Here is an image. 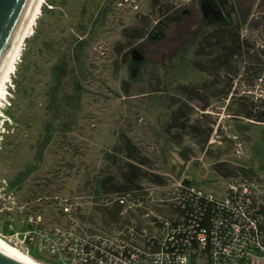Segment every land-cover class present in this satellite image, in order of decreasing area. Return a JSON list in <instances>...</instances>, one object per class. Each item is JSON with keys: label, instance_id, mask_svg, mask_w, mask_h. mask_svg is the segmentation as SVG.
Wrapping results in <instances>:
<instances>
[{"label": "rangeland", "instance_id": "obj_1", "mask_svg": "<svg viewBox=\"0 0 264 264\" xmlns=\"http://www.w3.org/2000/svg\"><path fill=\"white\" fill-rule=\"evenodd\" d=\"M206 4L220 17L204 18ZM259 5L46 0L0 111V237L43 264L77 259L80 248L63 249L76 227L97 238L123 194L187 178L219 196L216 164L264 171ZM226 21L259 57L244 53L213 77L199 67L217 54L204 37Z\"/></svg>", "mask_w": 264, "mask_h": 264}, {"label": "built area", "instance_id": "obj_2", "mask_svg": "<svg viewBox=\"0 0 264 264\" xmlns=\"http://www.w3.org/2000/svg\"><path fill=\"white\" fill-rule=\"evenodd\" d=\"M255 173L225 180L219 196L185 179L123 194L114 200L118 218H102L78 257L88 264H264V172ZM29 233L31 240L34 227Z\"/></svg>", "mask_w": 264, "mask_h": 264}, {"label": "trees", "instance_id": "obj_3", "mask_svg": "<svg viewBox=\"0 0 264 264\" xmlns=\"http://www.w3.org/2000/svg\"><path fill=\"white\" fill-rule=\"evenodd\" d=\"M259 1H260V5H259L260 10L264 13V0H259ZM211 3H213V1H211ZM220 14L221 12L220 13L216 12L213 15L215 18H217L218 15L220 17ZM240 26H241L240 24L230 23L226 21L223 25L217 26L216 29H214L215 31H213L211 35H207V37H204V42L205 44H207V48L211 50H215L217 54L212 59V61L209 62L210 66H205V65L199 66L201 68V71L208 72L210 73L211 76L214 77L215 75L214 73L216 72L219 73L223 68L229 66L231 64V61H234L236 57H240V56L242 57L244 53H246L247 55H250L249 53H252L253 56L259 54L255 50L256 46H254L255 44L254 42H252V39L250 37L247 36L244 39L242 38V30ZM253 49L254 51H252ZM212 56H214V54H212ZM248 68L249 71L253 69V67L252 68L248 67ZM261 76H262V72L260 71L259 73L256 74L255 78L261 79ZM248 116L252 118L255 117L254 115H252V113H249ZM214 172L223 180H228L229 178H233L239 175L250 176L256 174L255 173L256 171H254L252 168L245 166L235 167L223 163L216 164L214 166ZM182 179H185V184L188 187L194 185L191 180L187 178H182ZM129 182L132 183L133 179H131ZM156 182L164 183L165 179L157 180ZM114 188L116 189V187ZM121 207L122 206L118 202H115L112 208L110 207L104 208L102 211V216H103L102 218L109 217L113 220L117 219L118 209H120ZM9 234H13V233H9ZM92 236L94 237V235ZM87 237L88 236L86 235L85 231L81 232V230L76 227L74 236L70 237L72 241V244L70 245L74 247L78 245L77 248H80L81 250H89V247H87L86 245V243L89 241ZM41 258L43 257L41 256ZM65 260L66 261H62V262L54 261V260L53 261L45 260V262H47V264H88L87 262H84L83 259H81V257L74 259L72 254H69V256L66 257Z\"/></svg>", "mask_w": 264, "mask_h": 264}, {"label": "bare ground", "instance_id": "obj_4", "mask_svg": "<svg viewBox=\"0 0 264 264\" xmlns=\"http://www.w3.org/2000/svg\"><path fill=\"white\" fill-rule=\"evenodd\" d=\"M46 3V0H34L31 9L25 19V22L19 32V35L13 45V48L7 58V61L0 74V111L4 106V101L7 99L8 85L11 83L12 75L17 70V65L21 59L24 49L25 41L33 33V30L37 24V20L42 14V7ZM0 253L8 258L15 260L22 264H43L29 255L23 253L18 248L12 246L3 238L0 237Z\"/></svg>", "mask_w": 264, "mask_h": 264}, {"label": "water", "instance_id": "obj_5", "mask_svg": "<svg viewBox=\"0 0 264 264\" xmlns=\"http://www.w3.org/2000/svg\"><path fill=\"white\" fill-rule=\"evenodd\" d=\"M34 0H0V74L31 9ZM205 17L215 14L209 4L204 10ZM134 60H142L137 50L133 52ZM0 264H22L0 253Z\"/></svg>", "mask_w": 264, "mask_h": 264}]
</instances>
